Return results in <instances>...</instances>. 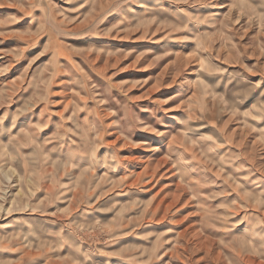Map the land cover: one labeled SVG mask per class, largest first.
Returning <instances> with one entry per match:
<instances>
[{
    "label": "rangeland",
    "instance_id": "374dc122",
    "mask_svg": "<svg viewBox=\"0 0 264 264\" xmlns=\"http://www.w3.org/2000/svg\"><path fill=\"white\" fill-rule=\"evenodd\" d=\"M0 264H264V0H0Z\"/></svg>",
    "mask_w": 264,
    "mask_h": 264
}]
</instances>
